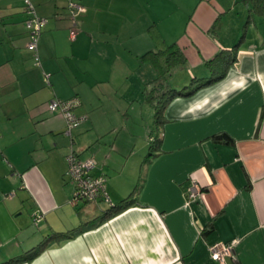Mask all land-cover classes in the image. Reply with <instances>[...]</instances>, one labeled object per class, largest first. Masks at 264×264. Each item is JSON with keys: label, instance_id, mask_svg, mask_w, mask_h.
I'll list each match as a JSON object with an SVG mask.
<instances>
[{"label": "crops", "instance_id": "crops-1", "mask_svg": "<svg viewBox=\"0 0 264 264\" xmlns=\"http://www.w3.org/2000/svg\"><path fill=\"white\" fill-rule=\"evenodd\" d=\"M67 1L31 0L47 19L36 65L23 0H0V264H264V30L255 20L264 18L251 0H179L189 15L172 43L170 0H78L86 11L73 18L74 41ZM143 13L155 19L150 30ZM174 49L185 61L163 83L178 70L184 80L210 78L206 62L221 51L232 60L222 78L173 96L139 145L114 97L156 79ZM142 65L138 80L130 72ZM75 96L74 114L86 118L70 138L47 101ZM219 133L232 141H216ZM152 137L159 143L148 156ZM70 150L95 158L92 174L105 176L109 201L70 203ZM129 195L133 205L102 218ZM33 212L43 214L37 226ZM77 227L24 259L47 236ZM214 242L231 243L223 263L210 256Z\"/></svg>", "mask_w": 264, "mask_h": 264}, {"label": "built area", "instance_id": "built-area-1", "mask_svg": "<svg viewBox=\"0 0 264 264\" xmlns=\"http://www.w3.org/2000/svg\"><path fill=\"white\" fill-rule=\"evenodd\" d=\"M68 12L72 19V24L68 29V37L70 41H74L77 36L75 28V21L73 20L76 14H81L86 11V8L81 5L78 0H68ZM23 7L26 13L24 26L28 33V47L33 52L34 63L40 65L38 56V40L42 32V28L47 23L45 17L39 16L31 0H23ZM80 104L78 97H72L67 100L53 98L48 102V109L52 112L58 111L65 119L66 128L64 134L71 138V130L78 126L86 116L77 117L74 114V109ZM67 162V174L74 183V189L70 198L72 205H77L79 201L94 202L100 200L109 201L106 192L105 181L106 178L103 174L93 175L92 171L96 167L97 162L94 157L80 159L73 151L65 156ZM196 185H191L186 191L187 202L196 195ZM12 195V194H11ZM33 221L37 223L42 220L43 214L39 212L33 213ZM210 256L214 260L223 263L225 256L231 252V243L214 242L209 246Z\"/></svg>", "mask_w": 264, "mask_h": 264}, {"label": "rangeland", "instance_id": "rangeland-1", "mask_svg": "<svg viewBox=\"0 0 264 264\" xmlns=\"http://www.w3.org/2000/svg\"><path fill=\"white\" fill-rule=\"evenodd\" d=\"M173 4V6L170 5V43H172L174 41V39L180 34L181 32V28L183 25V22L186 20L187 16L189 15V13L184 12V7L180 4L179 0H170ZM170 2V4H171ZM143 20L144 21H148L149 22V27L148 30H150L149 28L152 26V21H155L154 18L151 17V13H143ZM235 14L231 13V14H227L223 20H225L227 22V29L226 31L228 32L229 35H232V29L234 26V22H235ZM157 20V19H156ZM255 20L257 21V26L259 27V29L264 30V24H262V20L260 17L256 16ZM246 20H244L245 22ZM253 26L250 28L251 33H253ZM255 33V32H254ZM240 37V35H239ZM153 41H155V39H153ZM156 43V42H154ZM157 44V43H156ZM144 51H146L145 49H143ZM146 66L142 65V66H136L133 68V70L130 72V74H135L138 80H141V75L143 74V79L146 78L147 74H146ZM183 72L181 70L176 71L175 73H170V76L167 77L164 80V84L169 83L170 87L172 89H174V91H177L178 93H187L192 91V87H196V83H193L192 85L191 83V79L192 77H188L186 76L187 79L184 80V76L182 74ZM164 74L162 75V78H164ZM156 83V82H155ZM135 85L136 81H132L130 82V85ZM141 84V90H136V91H132V89H130L127 93H125L124 96L122 97H114L116 98L121 105H125L122 109L124 113H126V117L124 115H121L122 117H120L121 119L123 118V116L126 118L128 127H130V129H135L129 132H136V134H142V140L140 141L139 145H142L141 143H147V139H145L144 135H147L148 130H153V134L155 133L154 127L155 124L160 126V122L157 124V118H156V108L150 103V99H148L149 96L154 95V101L158 100L160 96H158V94L161 93L162 89H160L159 91H156L154 89H152V85L149 84V82L146 80L140 82ZM148 84V85H147ZM155 86L157 84H154ZM186 86H188L187 88H185ZM118 93H120V91H118ZM117 96V94H116ZM160 101V99H159ZM109 104V103H108ZM106 108V106H104ZM123 113V114H124ZM161 116V115H160ZM117 121H123L124 118L121 120L119 118H115ZM161 120H163V116L161 118ZM150 128V129H149ZM156 134V133H155ZM138 136V135H137ZM140 137V136H139ZM138 137V138H139ZM71 145V144H70ZM145 150V148L143 149V151ZM145 152V151H144ZM143 152V153H144ZM154 152V151H153ZM102 202V200L100 201ZM96 213H98V215H100V212L98 210H96ZM86 220V219H85ZM33 223V222H32ZM35 226H37V223H33ZM34 225L32 226L34 228Z\"/></svg>", "mask_w": 264, "mask_h": 264}, {"label": "trees", "instance_id": "trees-1", "mask_svg": "<svg viewBox=\"0 0 264 264\" xmlns=\"http://www.w3.org/2000/svg\"><path fill=\"white\" fill-rule=\"evenodd\" d=\"M251 2H252L251 9L254 12H256L257 14L261 15L262 18H264V0H251ZM67 5H68V1H67ZM162 52L163 51L152 53V56L155 58V56L161 55ZM147 54H149V53H146L143 56H146ZM233 58L235 59V57H233ZM231 60H232L231 51H227V52L221 51L220 53L216 54L214 57H212L211 59H209L206 62L208 69L211 72V77L208 79L207 78L203 79V78L193 77L191 79L190 84L192 85L193 83H196L198 85H196V87H192L193 89L190 92L178 93L177 91H174V89H172L171 87H170V89H168L166 84L164 85V83L162 82V79L160 80V78H162L163 74H166V72L169 70V68L171 71L172 68L181 65L182 63H184L185 60H184V57L181 54V52L178 51L177 49L171 50L168 54H166L164 57V65H163L162 69L160 70L159 75L157 76L156 79L149 82V84L153 86L152 89L159 91V92H160V89H162L161 93L158 94V96H160L159 97L160 101H159V99L156 101L152 100V99H154V95L148 97V99H150V103L156 108L157 122L158 123L162 122V120H161L162 110L165 107V105L167 104V102L173 96H175V95H187V94L197 90L198 88H200L206 84H209L211 82H214V81L222 78L226 72L227 66L229 64H231ZM154 84H157V85L155 86ZM187 87L188 86H186L185 88H187ZM54 98H56V97H54ZM51 99H53V98H51ZM51 99H49L47 101V105ZM62 100H67V99H62ZM54 112H58V111H54ZM212 137L218 142L227 143V142L232 141V138L226 133L214 134V135H212ZM150 142H152V144L149 147L150 152H148V156H151L153 154L152 151L155 150V148H157V145L159 143V138H156V137L153 138L152 137V138H150ZM85 202H87V201H85ZM135 202H136L135 198L132 195H129V196L121 199V201L115 205L110 203L109 208L103 212L102 218H108V217L114 215L115 213H117L118 211H120L124 208H127L130 205H133ZM32 219H33V216H32ZM80 230H81L80 227H77V228L70 229V230L65 231V232L52 233L51 236H47L36 247L27 251L26 252L27 256L24 259L30 260L34 256H36L40 251L43 250V248L45 247V245L48 243V241L51 238L58 239V240L71 238L74 235H76L77 233H79ZM15 261H17V259H14L12 261H8L7 263H4V264H10V263L15 262Z\"/></svg>", "mask_w": 264, "mask_h": 264}]
</instances>
